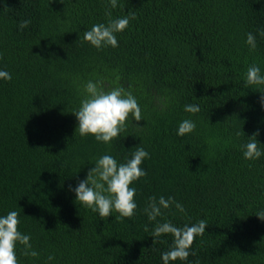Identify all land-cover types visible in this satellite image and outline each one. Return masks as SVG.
I'll return each instance as SVG.
<instances>
[{
    "label": "trees",
    "instance_id": "1",
    "mask_svg": "<svg viewBox=\"0 0 264 264\" xmlns=\"http://www.w3.org/2000/svg\"><path fill=\"white\" fill-rule=\"evenodd\" d=\"M108 0H0V216L17 211L18 230L31 237L38 257L19 264H163L173 237L153 243L157 222L182 227L206 220L186 261L170 264H264V155L246 160L243 145L255 132L264 151V86H245L257 64L264 75V0H118L112 18L135 13L116 33L117 47L83 42L94 24L107 23ZM30 24L20 29L19 24ZM256 37V49L246 44ZM103 80L137 99L143 120L130 116L110 144L81 137L72 113L83 86ZM157 98H166L161 111ZM199 105L191 114L185 105ZM195 122L177 135L180 122ZM240 133V135H237ZM137 147L150 158L145 177L133 182L137 208L131 219L99 217L73 189L96 160L118 163ZM174 198L149 221V197ZM148 231H145V228ZM54 259L49 260V256Z\"/></svg>",
    "mask_w": 264,
    "mask_h": 264
},
{
    "label": "clouds",
    "instance_id": "2",
    "mask_svg": "<svg viewBox=\"0 0 264 264\" xmlns=\"http://www.w3.org/2000/svg\"><path fill=\"white\" fill-rule=\"evenodd\" d=\"M109 7L105 11L107 23L94 24L90 30L83 34V42L100 50L105 47H117L118 41L116 33L124 31L130 20L136 18L135 13H128L124 17L112 18L111 9L118 6V0H108ZM30 24L29 20H24L19 24L20 29L26 28ZM264 39V30L259 32ZM246 44L251 51L256 49V37L247 33ZM2 58V55H0ZM0 79L10 81V73L0 70ZM245 86H264V75L261 74L260 67L253 63L246 70L244 75ZM84 96L81 99L78 109L73 110V114L78 121L77 130L81 137L92 135L99 142L110 144L120 133L126 131L128 118L139 122L143 120L142 111L137 99L130 91L123 87H113L105 90L103 80L95 82L89 80L83 86ZM261 107L264 108V90H259ZM160 110L166 106V98H157ZM184 111L196 114L200 111L199 105H185ZM196 128L194 121L185 119L178 126L177 135L183 137L192 133ZM240 135V133H237ZM259 132L253 133L248 142L243 145V156L246 160H256L264 155L259 147L256 137ZM145 158H150L149 153L143 147H137L130 159L123 163L112 156L105 154L99 157L95 166L89 170L86 179L79 182L73 189L76 196V203L98 213L99 217L107 218L113 212L118 213L116 219H131L135 214L137 204L135 202L136 189L131 187L133 182L145 177L147 172L140 166ZM175 207L176 211L186 213L184 206L174 198L160 196L149 197L144 212L149 221H157L163 216L162 210ZM19 213L10 211L5 216H0V264H19L16 256V246H23L22 255L38 257L39 253L32 249L31 237L22 234L18 230L20 224ZM256 216L264 221V210L258 211ZM208 223L206 220H199L195 224H185L182 227L174 225L171 221L157 222L151 231L154 238L153 243L165 234H171L173 243L170 250L162 253L163 264H170L173 261H186L189 255H196L195 251H190L197 236H202ZM148 231V228H145ZM49 260L54 256H49ZM198 264V262H197Z\"/></svg>",
    "mask_w": 264,
    "mask_h": 264
}]
</instances>
